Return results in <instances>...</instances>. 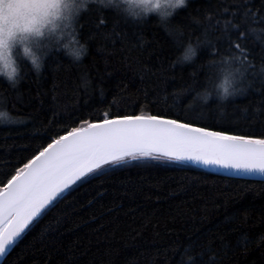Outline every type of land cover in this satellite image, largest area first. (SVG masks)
<instances>
[{
    "label": "trees",
    "instance_id": "trees-1",
    "mask_svg": "<svg viewBox=\"0 0 264 264\" xmlns=\"http://www.w3.org/2000/svg\"><path fill=\"white\" fill-rule=\"evenodd\" d=\"M237 7L255 15L264 10V0H189L166 26L155 17L134 23L111 10L86 13L80 35L89 54L81 63L55 54L39 76L24 65L16 89L0 81L9 111L25 119L0 126V181L37 148L84 120H102L105 113L162 114L230 133L264 132V23L259 20L245 22L253 54L246 92L223 104L215 98L204 104L197 95L211 81L204 65L216 56L210 44L221 35L212 17H221L222 29L223 17L231 19ZM196 40L204 42L197 60L177 65L182 44ZM141 66L149 70L143 81ZM73 187L0 264H264L261 180L143 158L115 176Z\"/></svg>",
    "mask_w": 264,
    "mask_h": 264
},
{
    "label": "snow or ice",
    "instance_id": "snow-or-ice-1",
    "mask_svg": "<svg viewBox=\"0 0 264 264\" xmlns=\"http://www.w3.org/2000/svg\"><path fill=\"white\" fill-rule=\"evenodd\" d=\"M243 17V19H241ZM221 32L213 55H234L247 67L253 59L247 48L245 22L264 23V10L255 15L251 9L237 7L231 19L213 16ZM103 20L100 21L102 25ZM211 23V21H210ZM264 58V53H261ZM149 71L141 66L139 75ZM155 75V73H153ZM126 92L127 84L120 85ZM148 87V86H145ZM155 88V85H151ZM264 89V79L260 80ZM164 158L177 162H193L213 169L232 170L237 175L258 176L264 182V132L230 133L167 118L162 114H119L102 120H84L58 135L47 146L37 148L26 162L20 161L0 181V258L34 227L56 204L85 183L112 177L131 161ZM22 163V166L20 164ZM98 196L104 195L98 191ZM89 200L88 204H92ZM43 250V249H42Z\"/></svg>",
    "mask_w": 264,
    "mask_h": 264
},
{
    "label": "clouds",
    "instance_id": "clouds-1",
    "mask_svg": "<svg viewBox=\"0 0 264 264\" xmlns=\"http://www.w3.org/2000/svg\"><path fill=\"white\" fill-rule=\"evenodd\" d=\"M188 4L189 0H0V81L16 89L22 82L24 65L39 76L55 54L73 64L81 63L89 54L88 43L80 35L81 17L93 9L111 10L134 23L155 17L166 26ZM182 36V31L178 32L176 40ZM203 44L199 40L184 42L175 63H194ZM204 67L211 74L210 83L197 94L204 104L213 98L226 103L250 86L247 67L234 55L217 54ZM7 103L0 92V126L24 123V118L9 111Z\"/></svg>",
    "mask_w": 264,
    "mask_h": 264
},
{
    "label": "water",
    "instance_id": "water-1",
    "mask_svg": "<svg viewBox=\"0 0 264 264\" xmlns=\"http://www.w3.org/2000/svg\"><path fill=\"white\" fill-rule=\"evenodd\" d=\"M183 163L189 164L190 166H193V167L205 170V171H209V172H213V173H217V174H221V175H225V176H229V177L248 178V179L260 180L258 176L253 177L252 175H247V176L237 175L232 170L213 169L212 167H205L203 165L195 164V163L189 162V161H185ZM3 258H0V262L3 260Z\"/></svg>",
    "mask_w": 264,
    "mask_h": 264
},
{
    "label": "bare ground",
    "instance_id": "bare-ground-1",
    "mask_svg": "<svg viewBox=\"0 0 264 264\" xmlns=\"http://www.w3.org/2000/svg\"><path fill=\"white\" fill-rule=\"evenodd\" d=\"M180 163H183V162H180ZM183 164H186V163H183ZM186 165H189V164H186ZM190 166V165H189Z\"/></svg>",
    "mask_w": 264,
    "mask_h": 264
}]
</instances>
